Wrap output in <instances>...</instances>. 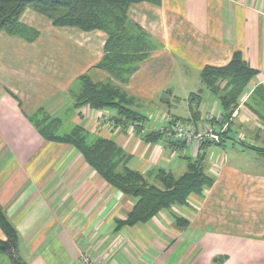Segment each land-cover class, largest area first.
Wrapping results in <instances>:
<instances>
[{
	"label": "crops",
	"instance_id": "1",
	"mask_svg": "<svg viewBox=\"0 0 264 264\" xmlns=\"http://www.w3.org/2000/svg\"><path fill=\"white\" fill-rule=\"evenodd\" d=\"M127 14L160 46L128 83H117L129 97L149 104L138 114L146 118L145 111H156L142 134L160 129L155 119L163 102L167 114L190 131L205 127L209 114L220 116L217 99L197 82L199 117L193 118L196 106L188 101L195 94L183 108L169 87L176 60L183 66L175 76L194 70L204 87L200 71L226 66L238 51L258 72L252 84H264V0H161L160 6L134 4ZM19 21L38 37L28 42L0 32V207L16 231L21 264H82L84 255L93 264H264V159L257 155L254 161L263 169L243 166L247 149L232 134L223 147L205 151V172L214 174V183L202 196L146 223L118 228L134 201L106 184L73 147L44 141L32 124L39 110L51 104L68 108L72 125L112 140L149 183L160 169L184 173L201 146L195 141L171 146L165 139L146 144L129 125L118 127L114 112L73 110L80 76L94 83L110 79L95 68L106 35L53 27L30 9ZM179 108L184 116L170 113ZM231 121L248 130L250 119L240 110ZM175 217L187 225L179 226ZM9 259L0 253V264H14Z\"/></svg>",
	"mask_w": 264,
	"mask_h": 264
},
{
	"label": "trees",
	"instance_id": "2",
	"mask_svg": "<svg viewBox=\"0 0 264 264\" xmlns=\"http://www.w3.org/2000/svg\"><path fill=\"white\" fill-rule=\"evenodd\" d=\"M139 3L160 6L161 0H0V32L21 37L28 42L34 41L38 33L19 21L23 11L31 8L48 19L53 27L75 28L86 33L94 31L104 33L106 41L103 56L95 68L104 71L110 79L107 82L94 83L87 75L80 76L77 80L80 92L75 97L73 110L86 107L97 112H114L115 124L118 127L134 126L135 133L146 144L165 139L171 146L183 147V143L165 137L160 130L142 134L146 118L138 114L133 107L135 99L129 97L117 84L128 83L132 74L138 70L139 64L160 48L128 17V9ZM257 74L258 72L248 66L238 51L233 53L226 66H205L200 71V80L205 90L217 99L220 108L219 118L208 121L215 124L218 130L223 129L220 133L216 131L220 141L218 143L204 141L200 144L202 153L197 155L196 160L187 161L184 173L175 176L170 171L160 169L154 174L153 183H149L145 176L130 168L131 157L112 140L92 136L76 125L69 126L65 134H58L61 121L50 118L43 109L37 113L43 116L40 122L33 120L35 115L32 117V124L44 141L73 147L106 184L134 201L131 212L125 220L117 224L118 228L133 226L148 222L163 210L185 207L191 196H202L212 187L214 174L211 176L205 172V151L214 146L223 147V140L231 138L229 134H234L231 120L236 110L242 112L243 108L247 110L255 108L250 94H253L255 88H264L262 83H255L254 88L250 87ZM218 81H226L227 84L220 89ZM245 95H249V101H244V107L241 105L238 109V99ZM200 99V94L190 95L188 98L190 106L192 107V103L196 106L192 111L193 118L199 117L197 108ZM236 142L264 158V148L246 145L239 140ZM174 219L179 226L187 225L186 220L178 217ZM0 230L6 238L0 240V252L6 254L14 264H21L17 257L16 231L1 207Z\"/></svg>",
	"mask_w": 264,
	"mask_h": 264
},
{
	"label": "rangeland",
	"instance_id": "3",
	"mask_svg": "<svg viewBox=\"0 0 264 264\" xmlns=\"http://www.w3.org/2000/svg\"><path fill=\"white\" fill-rule=\"evenodd\" d=\"M27 9L32 10L31 8H27ZM75 31H78V30H75ZM95 51L98 55L100 53V48L99 47L96 48ZM182 66H183V64L181 62H179L178 60H176V67H175V71H174L175 74L172 76L173 78L170 82L169 87L171 90H174V93H175L174 95L181 99L180 103L183 105V108L185 109L186 104H184V100L190 94H199V92L196 89L197 88L196 82L201 88H204V87L201 84H199V77L194 72V70L193 71L187 70V72H191V73H187V77L175 76L177 74L179 68ZM226 84H227L226 81H218V85L220 86V89L224 88V86ZM255 86H256V84H252L250 87L254 88ZM75 89L77 91V92H75L76 93L75 97H76L80 92L79 85H76ZM167 90H165L163 92V94L161 95V96L165 97V99L168 98L167 97L168 95L166 94ZM203 91L205 93L209 94V92H207L205 89ZM212 97H214V96L212 95ZM156 98H158V97H156ZM203 98H204V95H203ZM248 98H249V95H245V96H242L240 99H238V104H239L238 109L241 108V105H242V108L244 107L243 106L244 101L248 100ZM250 99L254 103L255 108L251 109V110H247V109L243 108V111H242L247 116V118L250 119V122L247 125V127L249 126L248 130H247V128L242 127L239 123H237V122L233 123V121H232V125L234 128L233 129L234 134L232 135V137L235 138V140H237L239 138L238 140L242 143H245L246 145H253V146H256L258 148H264V88H261V89L255 88V91L253 92V94L252 95L250 94ZM74 101H75V99H74ZM166 102H168V101H166ZM169 104H172V100H169ZM73 105H72V107H73ZM146 105H149V104L146 102L142 103V102L135 100L133 107L137 110V109H140V107H145ZM166 106H167V104L163 102L162 103L163 111H159L160 114H158L156 116V119H155L156 121H157V119L161 120L160 129H165L167 120L174 118V117L169 116V114H167L168 110L166 109L167 108ZM67 109L68 108L63 107L61 105H56V104H51V106H48V107H46V109H43V112H45L50 118L52 117L54 119H59L61 121V123H60L61 126L59 127V131H58L59 133L58 134H65V132H68V127L72 125V123H70V118L68 119L69 112ZM145 112H146V118H148L149 120H151L152 116H154V114L156 113V111H154V110H153V113L150 110H147ZM170 113H172L173 115H177V116H184V111L182 108H179V110L177 112H170ZM42 117H43L42 115L36 114V116L33 118V120H37V122H40ZM130 127H131V129L132 128L134 129V126H130ZM208 128H209V126L207 124V125H205V127L201 128V129L193 130L192 132L197 133L200 130L202 131V130L208 129ZM217 130H218V128L214 129L215 134H218V133H216ZM222 131H223V129L218 130L217 132L220 133ZM134 132H135V130H134ZM141 133H142V130H141ZM145 133H147V132H145ZM239 134H240V136H238ZM90 140H92V138H90ZM237 144H238V142H237ZM241 156H242L241 158L243 159L242 165L246 166V168L253 169V168H256V166H257L258 169H263L262 166H258L254 162L255 159H257L258 157H257V154H255L251 150H245V153ZM262 159H264V158H262Z\"/></svg>",
	"mask_w": 264,
	"mask_h": 264
},
{
	"label": "built area",
	"instance_id": "4",
	"mask_svg": "<svg viewBox=\"0 0 264 264\" xmlns=\"http://www.w3.org/2000/svg\"><path fill=\"white\" fill-rule=\"evenodd\" d=\"M218 118L219 116L209 115L207 120L212 121L213 119L217 120ZM208 126V129H204L202 131L200 130L199 132L194 133L190 131L185 123L181 120L169 119L166 122L165 129L159 130L164 133L165 137L184 144H190V142L195 141L200 145L206 140H211L215 143H218L220 141V136L219 134L214 133V129L217 128V126L212 123H208ZM81 260L82 264H93L86 255H84Z\"/></svg>",
	"mask_w": 264,
	"mask_h": 264
}]
</instances>
